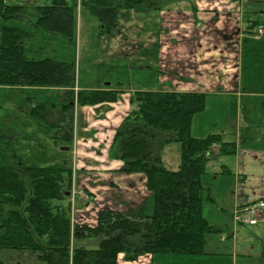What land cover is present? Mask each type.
<instances>
[{"label": "trees", "instance_id": "obj_1", "mask_svg": "<svg viewBox=\"0 0 264 264\" xmlns=\"http://www.w3.org/2000/svg\"><path fill=\"white\" fill-rule=\"evenodd\" d=\"M163 1L79 0V6L98 18L100 35L113 36L121 18L132 12L160 11ZM23 9L0 0V16L5 20ZM37 11L41 29L69 39L76 36L78 21L70 0H48ZM30 38L25 30L2 28L0 86L66 89L64 105L26 98L19 110L47 121L57 130L56 139L67 143L72 141L75 104H114L121 92L83 90L76 96L74 65L28 58ZM206 104L204 93L138 91L130 98V111L116 130L109 154L122 163L121 174L145 176L153 203L150 217L103 209L96 226L76 225L69 213L71 202L69 207L64 204L72 177L67 162L58 168L0 165V250L39 251L46 264H117L119 255L126 262L145 255H204L207 238L219 232L203 215L205 202L212 201L203 185L211 151L218 146L219 156L236 153V144L224 142L220 135L192 136L193 119ZM54 111L65 118L60 124L48 121ZM172 144L181 147L177 171L167 169L163 160L165 148Z\"/></svg>", "mask_w": 264, "mask_h": 264}, {"label": "crops", "instance_id": "obj_2", "mask_svg": "<svg viewBox=\"0 0 264 264\" xmlns=\"http://www.w3.org/2000/svg\"><path fill=\"white\" fill-rule=\"evenodd\" d=\"M250 1L181 0L182 7L178 9L175 7V12L184 14L188 18V23L178 24L171 31L164 28L162 13L166 8L163 7L154 13H135L134 15L130 13L125 18H121V29L110 38L113 39L111 41H114L115 38L126 40L125 26L127 24L133 22L143 24L146 29L141 27L138 33L131 30L137 27L136 25L128 28L129 32L135 35L137 41H133L130 37L129 39L136 45L135 47H138V51L133 56L131 53L125 54L127 57L124 59L131 63L136 60L139 61L141 57L145 61L152 59L154 66H149L145 62L139 66L129 65L128 68H130L131 73L147 68L152 72L154 71L158 85L154 89L135 87L130 90L129 94L135 91L204 93L207 96V101L211 96H232L241 100L260 98L264 102V74H258L250 82L245 76L247 73V66L245 65L247 55H244V45L250 39L257 40L259 41V49L256 52L264 54L262 44L264 34L260 38L255 37L259 28L264 30V21L261 17L250 18L251 12L248 8ZM260 12L264 14V11ZM149 16H153L152 19ZM246 16L248 17L247 22L244 19ZM177 20L180 21L179 16ZM146 21H154L155 27L149 26ZM248 22L251 23L250 26L248 25L249 29H245V24ZM146 33L151 36L148 38ZM171 34H175V62L177 65L180 60L178 53L182 54L185 48H190V46L195 48L187 56L189 64L185 67V71L179 70L178 66L175 67L174 78L170 76L174 72L169 70L164 59L163 37ZM114 53H119V47L115 49ZM130 72L127 69V78L123 85H131L129 82L133 79ZM141 77L136 81L139 82ZM256 78H258L257 81ZM77 89L126 92V90L111 88V86L110 88H101L82 85L80 78ZM59 90L65 95L63 100L67 102V90ZM250 102L251 104L244 108L241 104L240 111H237L235 116L230 118L227 125L228 129L223 128L211 134L220 135L226 143L236 144V153L225 156L233 159L228 162L223 156H219V147L215 146L211 151L212 159L208 164L210 170L207 167V174L203 177V185L211 193L212 201L210 202L214 204V211L216 212L214 213L215 216L211 215V209L207 211V207L204 205L203 215L210 225L219 230L217 234L207 238L206 253L199 256L145 255L135 262H126L123 255H119L117 264H264V221L255 226L246 224L245 219L240 222L235 221L237 209L264 200V145L261 144L263 141L259 142V137L264 138V122L260 121V115L254 111L253 101ZM211 105H215L213 101ZM104 106H108L109 111L106 114L102 113V116H105L99 124L97 129L99 136L96 138L99 140L101 137L105 138L108 149L109 145L112 144L117 128L130 111V96H122L117 103L102 104L97 108ZM262 115L264 119V111ZM194 122L193 119L192 136L203 139L201 135L209 132V130L204 132L200 130L197 132L199 135H194ZM102 142L100 143L102 144ZM66 148L69 151L70 147L62 145V150H66ZM99 160H94V162H101L100 166L110 170L113 175H117V177L121 175V179L125 178L122 180H125L124 183L128 188L125 190L126 195L123 201L120 200L119 196H116V193H112L113 198L108 202L111 206L106 209L136 216L144 212L142 209L146 204L151 206V211L153 210V205H150L152 196L147 189L144 175L120 174L119 170L122 163L111 159L109 151L106 159L103 157ZM206 176L208 177L205 184L204 178ZM132 201L133 204L130 203ZM123 206L126 209H121ZM92 227L94 226L92 225ZM169 258L171 259L167 263Z\"/></svg>", "mask_w": 264, "mask_h": 264}, {"label": "rangeland", "instance_id": "obj_3", "mask_svg": "<svg viewBox=\"0 0 264 264\" xmlns=\"http://www.w3.org/2000/svg\"><path fill=\"white\" fill-rule=\"evenodd\" d=\"M5 1L7 4L22 6L24 9L12 20H5L0 16V42L1 30L5 26L19 28L29 32L31 38L26 43L25 55L35 60L50 58L74 65L75 87L73 90L76 96L79 91H83L77 89L79 78L82 85L86 84L101 88H110V86L111 88H121L122 90H126V92L120 91L121 97L130 96V98L135 92H138L135 91L129 94L132 88L154 89L158 86L154 71L152 72L147 68L146 70L131 73L130 68H128L129 65L135 64L139 66V64L145 62L149 66H154L152 59L145 61L141 57L139 61L136 60L132 63L124 59V57H127L125 54L128 55L131 53L133 56L138 51V47H135L136 45L129 39L130 37L133 41H137L134 37L135 35L131 34L128 28L136 25L137 27L131 30L137 33L141 27L144 30L146 29L137 20V24L133 22L125 26L126 40L115 38L114 41H111L113 40L110 39L112 36L100 35L101 24L98 18L91 15L88 9L80 8L79 0H70L78 23L76 36L69 39L47 32L37 25L39 18L37 7L39 5H45L48 0ZM175 7H177L176 9L182 7L181 0L163 1V8H166L162 13L164 17V28H167L169 31L175 29L178 24L183 25L184 23H188V18L180 12H175ZM248 8L251 12L250 18L261 17L264 21V14L260 12L264 11V0H251ZM132 13V15L135 14V12ZM178 16L180 17V21L177 20ZM152 17L149 16L150 19ZM244 19L245 22L248 21L247 16ZM148 21L146 23L149 26L155 27L154 21ZM246 24L245 29H249L248 25L251 23L248 22ZM119 27L121 29V24ZM146 36L149 38L151 35L148 33ZM163 40L164 59L167 62L166 66H168L171 72H174L170 74L174 78L175 67L178 66L179 70L185 71V67L189 64L187 56L195 48L190 46V48H185L182 54L178 53L180 60L177 65L175 62V34L166 35L163 37ZM258 43L259 41L250 39L244 45V55H247L245 64L247 66V73H245V76L248 82L254 80L258 74H264V54L256 52L259 49ZM262 44L264 49L263 41ZM117 47H119V53L116 54L114 51ZM127 69L133 79L129 82L131 85H123L127 78ZM140 76H142L141 80L137 82L136 80ZM257 80L258 78H256ZM59 89L62 88H36L33 90L28 87L0 86V165L30 168H58L67 162L66 165L72 170V177L70 187L67 190L69 197L66 198L64 204L69 207V203L71 202L72 212L70 210L69 213H71L74 224L95 226L98 212L111 206L108 203L113 198L111 194L116 193V196H119L120 200L123 201L126 195L125 190H128L126 183H124L125 180H122L125 178L121 179V175H119L120 177L113 175L110 170L100 166L101 162H94V160L98 161L103 157L106 159L112 145L110 144L107 149V140L103 137L100 140L96 138L99 136L97 132L99 124L103 116H105H102V113L106 114L109 111V107L97 108L100 105L78 107L75 104L72 121V141L69 140L70 142L68 141L67 143L56 139L57 130L50 127L47 121L44 122L40 119H34L19 110V106L26 98H33L41 103L66 104L67 102L63 100L65 95ZM212 101L215 105H211ZM250 101H253L254 111L260 115V121L264 122L262 115L264 102L260 98L254 100L252 98H244L241 100L238 97L232 96H211L207 101L205 111L196 114L194 117V135H199L197 132L200 130L204 132L208 129L209 132L201 135L203 138H206L212 132H217L223 128L228 129L227 125L230 118L234 117L237 111H240L241 104L244 108L251 104ZM58 111H54L55 114L49 116V122L60 124V120L63 121L65 119L63 117L61 119V116L56 113ZM61 129L66 130V127H61ZM259 142H262L261 144L264 145V138L259 137ZM99 143L100 146H98ZM62 145L64 147H70L69 151L62 150ZM180 154L181 147L179 144L167 146L163 153L165 167L172 171L179 170L181 162ZM223 157L228 162L233 160L230 157ZM208 168L210 170L209 165ZM207 177L204 178L205 184L207 183ZM68 183L69 179L66 176L65 188L68 187ZM208 192L211 195L210 191ZM74 202H76L75 205ZM130 203L133 204V201ZM150 205H152L151 201ZM204 205L207 207V211L211 209V215L215 216L214 204L205 202ZM121 209L126 208L123 206ZM142 210H144V216L150 217L152 215L151 206L148 204ZM40 257L41 254L39 251L0 250V264H46ZM170 259H167V263Z\"/></svg>", "mask_w": 264, "mask_h": 264}, {"label": "built area", "instance_id": "obj_4", "mask_svg": "<svg viewBox=\"0 0 264 264\" xmlns=\"http://www.w3.org/2000/svg\"><path fill=\"white\" fill-rule=\"evenodd\" d=\"M258 34H263L261 28L258 30ZM235 216V220L238 222L245 219V222L250 226L257 225L260 221H264V201L245 206L243 209L236 211Z\"/></svg>", "mask_w": 264, "mask_h": 264}, {"label": "water", "instance_id": "obj_5", "mask_svg": "<svg viewBox=\"0 0 264 264\" xmlns=\"http://www.w3.org/2000/svg\"><path fill=\"white\" fill-rule=\"evenodd\" d=\"M66 150H68V148H66Z\"/></svg>", "mask_w": 264, "mask_h": 264}]
</instances>
